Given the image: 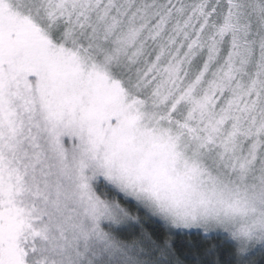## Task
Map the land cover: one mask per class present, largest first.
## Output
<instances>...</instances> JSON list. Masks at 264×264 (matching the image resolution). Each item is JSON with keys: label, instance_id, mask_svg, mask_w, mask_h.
I'll list each match as a JSON object with an SVG mask.
<instances>
[{"label": "snow or ice", "instance_id": "1", "mask_svg": "<svg viewBox=\"0 0 264 264\" xmlns=\"http://www.w3.org/2000/svg\"><path fill=\"white\" fill-rule=\"evenodd\" d=\"M0 264H264V0H0Z\"/></svg>", "mask_w": 264, "mask_h": 264}]
</instances>
